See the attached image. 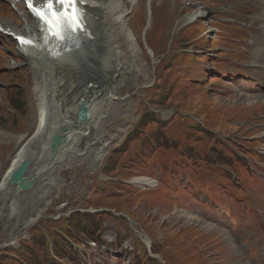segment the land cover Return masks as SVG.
<instances>
[{
  "label": "rangeland",
  "instance_id": "obj_1",
  "mask_svg": "<svg viewBox=\"0 0 264 264\" xmlns=\"http://www.w3.org/2000/svg\"><path fill=\"white\" fill-rule=\"evenodd\" d=\"M136 1L109 0L127 10L116 33L123 31L117 43L128 62L113 98L98 109L99 120L37 175L32 189L0 190V264H230L232 249L264 264V98L239 97L264 92L253 73L264 64L252 58L250 13L233 0H169L167 10L160 0ZM0 3L6 6L0 19L19 32L29 13ZM196 12L204 16L189 23ZM127 21L134 35L128 27L126 35ZM5 32L0 180L16 150L32 139L38 109L31 96L37 82L20 60L13 31ZM200 152L206 159L231 156L220 163L237 175L236 186L227 183L237 189L234 196L214 182L205 186V198L187 187L198 188L199 181L172 182L174 162L178 175L185 167L195 176L220 173L198 161ZM47 156L32 159L31 173L47 165ZM138 177L156 179L157 186L138 185Z\"/></svg>",
  "mask_w": 264,
  "mask_h": 264
},
{
  "label": "bare ground",
  "instance_id": "obj_2",
  "mask_svg": "<svg viewBox=\"0 0 264 264\" xmlns=\"http://www.w3.org/2000/svg\"><path fill=\"white\" fill-rule=\"evenodd\" d=\"M7 1L14 3L22 12L25 10L23 9L24 6L21 0ZM103 1L87 0L88 5L86 8L90 13L89 31L86 35L82 33L79 37L74 36L65 42H56L55 40L45 41L38 21L26 12H23L22 15V17H25L26 23H21V27H19L20 33L13 29L14 27L18 28L17 26H13L12 28L11 25H7V21L9 20L0 19V36H2L5 30L8 32L13 31L10 35H13L15 43L18 45L17 51L22 58L20 60L23 65H27L26 71H29L32 74L31 76H33L32 79L37 82V89L31 92V96L32 99L35 98L36 102H38L36 126L31 135L32 139H28L23 143L11 158L0 180V190H4L3 192L14 188L11 184V175L24 160H30L32 164V159H39L43 155L45 157L46 153L48 154L47 159L49 162L47 161V165L45 164L40 171L31 173V167L28 170L27 176L33 179L35 183L37 175H43L53 163L56 165L62 160V151L70 143L72 148L75 149L77 147L76 141L80 137L85 136L86 131L90 129L94 122L99 120L98 109H101L106 101H110L114 96V91L118 89L115 84L118 78L125 73L124 71L127 69L126 62H128H125V60L128 58L125 59L127 52H124L123 46L118 44L119 42L117 43V40L120 38L119 34L123 33V31L118 32L119 34L116 31L120 29L119 26L122 27L120 18L127 14V10L120 9L119 4L118 6L109 4V0ZM136 2L134 0V5ZM160 2L163 8L166 10L169 8V0H160ZM232 2L234 7L236 6L250 13L247 20L249 22L247 28L249 27L250 31L253 32L252 58L253 60L261 59V62L264 64V0H233ZM0 7L6 6L0 3ZM11 15L13 16L14 14ZM192 15L188 18L189 23L195 22L199 17L204 16L199 12ZM127 25L126 35L127 27L128 32L131 31L132 35H134L129 22ZM20 36L33 40L35 46L22 45L17 39ZM40 37L46 49L40 43ZM122 37L124 38L123 40H128L127 36L122 35ZM67 42L73 43L74 48L69 49L65 46ZM70 50H72L71 53L69 52ZM108 55L113 57L109 58ZM0 62L2 64L3 62L5 63L4 58L1 56ZM13 64L11 61L8 66L12 67L14 66ZM127 67L129 68V66ZM254 69V72H252L264 84V66L262 68L255 66ZM42 83L44 84L42 85ZM101 83L102 87L100 86ZM82 84L87 87L82 89ZM97 89L100 91L97 92ZM100 92L102 93L100 94ZM257 94L249 93L245 94V97L242 95L239 97L245 98L247 101L259 97L264 98V92ZM82 101H85L89 105L90 111V119L84 123L77 121L78 111ZM63 127H66L65 132L62 131ZM58 132L63 133L68 142L59 148L55 157L50 149V141L52 135ZM39 143L41 144L40 147ZM43 145L44 147H42ZM37 146L39 147L38 150H36ZM37 168L39 167L37 166ZM134 181L140 184L146 183L145 186L154 183L146 177H138ZM16 190L19 192L17 187ZM16 200L17 197L11 202L10 209L13 214L17 212ZM2 212H0V217L4 216ZM208 226L210 227L208 232L214 230L210 225ZM228 238V233H225L223 239L228 240ZM229 251L231 253L230 264H252V261L250 262L248 259L250 252L239 251V254L238 251H234L233 249Z\"/></svg>",
  "mask_w": 264,
  "mask_h": 264
},
{
  "label": "snow or ice",
  "instance_id": "obj_3",
  "mask_svg": "<svg viewBox=\"0 0 264 264\" xmlns=\"http://www.w3.org/2000/svg\"><path fill=\"white\" fill-rule=\"evenodd\" d=\"M28 7L41 24L44 40L65 42L87 31V20L82 10L84 0H44L34 6L33 0H26ZM22 45L35 46V42L23 36L17 37Z\"/></svg>",
  "mask_w": 264,
  "mask_h": 264
},
{
  "label": "water",
  "instance_id": "obj_4",
  "mask_svg": "<svg viewBox=\"0 0 264 264\" xmlns=\"http://www.w3.org/2000/svg\"><path fill=\"white\" fill-rule=\"evenodd\" d=\"M90 119L89 105L82 101L78 111L77 121L84 123L88 122ZM62 131H66V127L62 128ZM67 139L64 137L63 133H54L50 141V149L55 156L59 148L67 143ZM56 157V156H55ZM30 160H24L22 164L16 169L11 175V184L16 186L21 192H25L34 186V180L27 176L28 170L30 168ZM17 193V190H16Z\"/></svg>",
  "mask_w": 264,
  "mask_h": 264
}]
</instances>
